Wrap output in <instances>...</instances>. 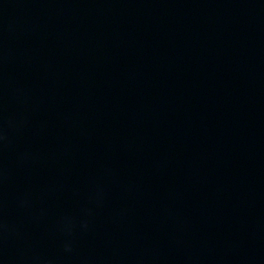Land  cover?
<instances>
[{
    "label": "water",
    "instance_id": "obj_1",
    "mask_svg": "<svg viewBox=\"0 0 264 264\" xmlns=\"http://www.w3.org/2000/svg\"><path fill=\"white\" fill-rule=\"evenodd\" d=\"M0 264H264V0H0Z\"/></svg>",
    "mask_w": 264,
    "mask_h": 264
}]
</instances>
